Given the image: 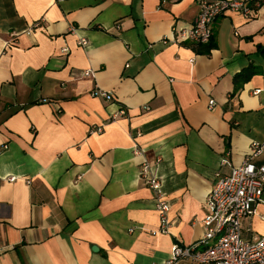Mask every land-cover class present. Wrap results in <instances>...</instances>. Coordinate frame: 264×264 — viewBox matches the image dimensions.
Masks as SVG:
<instances>
[{"label": "crops", "instance_id": "0c3cea01", "mask_svg": "<svg viewBox=\"0 0 264 264\" xmlns=\"http://www.w3.org/2000/svg\"><path fill=\"white\" fill-rule=\"evenodd\" d=\"M197 13L196 0H0V264L162 263L200 240L219 175L254 143L264 164V0L217 17L213 47L171 40ZM241 232L264 234V189Z\"/></svg>", "mask_w": 264, "mask_h": 264}, {"label": "built area", "instance_id": "2783aa9c", "mask_svg": "<svg viewBox=\"0 0 264 264\" xmlns=\"http://www.w3.org/2000/svg\"><path fill=\"white\" fill-rule=\"evenodd\" d=\"M261 1L255 0L254 6H249L245 3L246 0H196L198 13L193 23L179 28L171 40L207 43L212 37V26L217 17L229 12H240L244 17L251 18L255 10L261 6ZM36 25L37 22L33 27ZM163 41H167V38H163ZM80 44L86 46L87 41L81 39ZM90 73L83 72L84 75ZM91 95L106 101H115L111 91L100 88H93ZM209 104L212 105L213 100H210ZM116 114H125V108L121 106ZM262 150V144L254 143L251 152L240 165L231 167L228 174L217 177L205 197L206 214L202 220L204 233L200 240L188 245L173 244L166 260L151 264H174L180 259L197 264H264V234L246 239L241 232V220L254 214L257 205L262 202L264 164L256 165L252 161ZM139 175L155 192L159 231L165 233L168 230L170 205L165 198L160 180L146 159L142 161ZM9 179L12 181L14 177Z\"/></svg>", "mask_w": 264, "mask_h": 264}, {"label": "trees", "instance_id": "16d2710c", "mask_svg": "<svg viewBox=\"0 0 264 264\" xmlns=\"http://www.w3.org/2000/svg\"><path fill=\"white\" fill-rule=\"evenodd\" d=\"M247 1H251L252 6H254L255 0H247ZM261 3H262V1H261ZM207 44L209 45V47L214 46V44L212 43V38L209 40V42ZM258 50L264 55V45L258 46ZM256 72H257V70L254 66H248V67L240 70L239 72H237L234 75V83H235L234 91L239 88L240 83L249 80L250 77L252 75H254Z\"/></svg>", "mask_w": 264, "mask_h": 264}]
</instances>
